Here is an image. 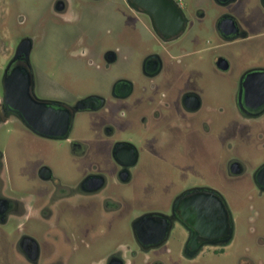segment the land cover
Segmentation results:
<instances>
[{
    "label": "flooded vegetation",
    "instance_id": "af4514ba",
    "mask_svg": "<svg viewBox=\"0 0 264 264\" xmlns=\"http://www.w3.org/2000/svg\"><path fill=\"white\" fill-rule=\"evenodd\" d=\"M172 1L186 17L178 33L173 26L156 28L139 0L122 1L140 22L139 28L130 25L137 34L130 48L142 52L141 77L118 75L106 94L69 99L60 63L50 80L66 78L65 85L40 93L29 33L4 58L0 124L15 119L42 143L68 148L34 152L29 170L17 154L14 176L0 149V226L12 225L17 235L16 264H264V54L256 46L245 61L235 55L252 40L246 23H264V0ZM70 6L55 0L53 11L66 15ZM212 12L215 19L207 22ZM70 47L68 60L105 70L122 50L114 42L103 48L84 40ZM10 78L27 101L31 96L48 113L69 115L68 130L54 136L30 128L5 95ZM215 87L236 90L238 119L232 123L206 96ZM88 96L94 103L81 107ZM101 112L107 113L100 123L104 162L86 163L90 145L75 136L76 127L82 117ZM188 139L194 146L201 139L208 149L216 142L205 181L198 179L193 155H184ZM67 159L75 164L65 165Z\"/></svg>",
    "mask_w": 264,
    "mask_h": 264
},
{
    "label": "rangeland",
    "instance_id": "374dc122",
    "mask_svg": "<svg viewBox=\"0 0 264 264\" xmlns=\"http://www.w3.org/2000/svg\"><path fill=\"white\" fill-rule=\"evenodd\" d=\"M54 1L3 0L0 3V27L7 29L0 33V65L5 61L4 58L7 53L14 48L18 38L29 33L35 39L33 55L39 73L40 93H49L56 84L65 85L67 78L66 95L69 99L95 92L106 94L109 92L107 85L118 75L129 74L134 80L141 77L142 52L139 49L130 48L132 38L135 41L134 36L137 35L133 33V28L130 25L139 28L137 23L140 22L128 10L122 2L123 0H69L70 9L66 15L62 16L53 11ZM249 7L255 9V6L251 4ZM238 10L243 15V6ZM20 16L24 20V23L21 22L23 23L22 26L18 24ZM245 18L249 20L260 19L258 14H246ZM214 19L215 14L212 12L205 20L211 22ZM246 24L249 25L253 34L252 40L245 42L247 44L240 45L235 51L236 58L244 59V61L248 58V54L255 50L254 47L256 46L258 54H264V23ZM16 29L18 30L16 31ZM80 40L97 42L103 48L114 42L115 45L122 48L119 61L111 69L105 70L104 67L95 68L85 63L77 64L68 60L70 59V46ZM58 63L65 67L67 76L65 79L61 78L62 80L56 77L54 84L50 77L59 74L56 70ZM211 78L214 79L215 83L219 78L215 69L211 71ZM205 91L208 98L216 101V114L228 118L231 123L238 119L235 116L237 109L235 89L215 87ZM220 103L225 108L222 112L219 111L220 106H217ZM106 116V112L86 115L77 124L75 136L87 141L90 145V153L86 158V163L104 162L107 145L101 133L100 123ZM242 130L241 132H244ZM187 137L193 139L192 136ZM189 139L185 141V148L187 149L184 155H193L194 164L199 170L198 179L201 182L205 178L204 175H206L207 170L214 168L215 164L210 153L211 151L214 152L213 147L216 146V142L209 144L210 151L207 144L201 139L198 140L196 146ZM36 140V137L15 119L0 124V149L7 154L6 167L12 168L13 176L17 171V166H15L17 154L23 156V163L27 164V170H29L32 168L30 165L35 163L34 152L41 154L49 149L62 154L68 149L67 146H62L57 141L46 144ZM30 160H33V163ZM74 164V161L69 159L65 163L69 166ZM6 174L8 177L10 176L9 171ZM16 239L17 235L13 232L12 225L4 228L0 226V264H16L12 250Z\"/></svg>",
    "mask_w": 264,
    "mask_h": 264
},
{
    "label": "water",
    "instance_id": "95a60500",
    "mask_svg": "<svg viewBox=\"0 0 264 264\" xmlns=\"http://www.w3.org/2000/svg\"><path fill=\"white\" fill-rule=\"evenodd\" d=\"M139 1L145 7V12L156 21V28H160L163 31L173 26L174 33L184 29L186 23L184 11L180 6L174 4L172 0ZM14 84H16V81L12 80V78L7 81L5 95L13 100L11 103L15 108L24 112L30 128L41 134L54 136L62 135L68 130L70 126L69 115L59 116V113L51 110L48 113L47 107L43 102L36 101L31 96L29 101H27L23 96L25 91L14 89ZM17 100H25V102L20 103ZM92 103H94V96H88L81 101L80 106L89 107Z\"/></svg>",
    "mask_w": 264,
    "mask_h": 264
}]
</instances>
